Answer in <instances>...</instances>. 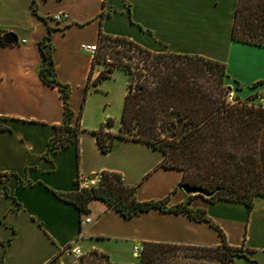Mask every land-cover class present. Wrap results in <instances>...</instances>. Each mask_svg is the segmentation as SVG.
<instances>
[{
    "label": "crops",
    "instance_id": "obj_1",
    "mask_svg": "<svg viewBox=\"0 0 264 264\" xmlns=\"http://www.w3.org/2000/svg\"><path fill=\"white\" fill-rule=\"evenodd\" d=\"M235 2L0 0V37L7 31L17 37L15 42L0 44V264H45L76 239L80 226L85 233L75 243L81 250L96 249L108 258L126 247L141 248L145 240L196 245L222 242L208 221L183 212L151 208L124 218L103 200L92 198L84 214L54 192L76 191L78 172L106 171L133 186L139 200L168 195L167 205H174L187 198L180 186L175 189L180 171L160 166L162 154L149 144L116 137L105 153L100 151L92 131L103 125L109 112L100 105L93 120L87 116L92 93L107 77L93 82L100 68L81 46L97 43L102 33L128 38L153 52L222 61L225 84L234 97L252 100L264 92V81L253 85L264 78V47L230 38ZM58 10H65L68 17L51 20L49 15ZM48 29L54 73L68 87L69 124L77 125L78 132L77 144L69 143L45 158L47 141L63 117L58 88L37 74L42 58L37 41ZM102 105L106 106L103 101ZM103 128L112 133L118 130L112 125ZM189 206L204 210L227 245L264 250V198L251 209L242 202H210L200 196L192 197ZM85 216L90 222L81 225ZM79 239L89 244L86 250Z\"/></svg>",
    "mask_w": 264,
    "mask_h": 264
},
{
    "label": "trees",
    "instance_id": "obj_2",
    "mask_svg": "<svg viewBox=\"0 0 264 264\" xmlns=\"http://www.w3.org/2000/svg\"><path fill=\"white\" fill-rule=\"evenodd\" d=\"M50 36L48 29L37 41L42 56L37 74L43 82L58 88L63 117L47 141L45 158L69 143L77 144L78 132L77 125L69 124L68 87L54 73ZM230 38L264 47V0H236ZM105 42H120L123 48L110 53L111 67L100 69L93 82L109 77L113 68H119L126 75V90L117 132L104 130L103 127L112 125L109 117L92 131L100 151L105 153L116 137L143 141L161 152L160 166L180 171L175 189L187 184L199 191L187 194L184 201L174 205H167L168 195L157 200H139L134 187L125 185L118 174L102 171L98 186L54 192L55 195L84 214L92 198L103 200L124 218L151 208L183 212L189 218L208 221L221 235L222 242L196 245L145 240L134 263L111 261L104 252L90 249L71 264H196L192 258L232 264L236 256L256 262L246 253L251 249L227 245L223 233L204 210L190 207L189 202L200 196L210 202H242L251 209L256 196L264 198V108L240 99L234 103L226 101L229 87L225 84L227 73L222 61L196 54L153 52L128 38L99 33L93 63L103 57L99 48ZM0 44H6L2 37ZM262 81L264 78L253 85ZM187 248L193 253H187Z\"/></svg>",
    "mask_w": 264,
    "mask_h": 264
},
{
    "label": "rangeland",
    "instance_id": "obj_3",
    "mask_svg": "<svg viewBox=\"0 0 264 264\" xmlns=\"http://www.w3.org/2000/svg\"><path fill=\"white\" fill-rule=\"evenodd\" d=\"M107 43V42H105ZM104 43V44H105ZM122 44H120V42H118L117 45L115 44H110L107 43L106 45H102L99 49L103 54V57H101V59L96 63V66L99 67L100 69H105V68H109L111 67V65H109V61L111 60L112 57H110V53L114 52V49H119L121 50L123 48V46H121ZM105 57V59H104ZM126 88V75L123 72V70L119 69V68H113V70L111 71V74L109 77L103 79L101 81V83L98 85V90L95 91L94 93H92V96L89 99V103L90 104V110H89V116H87L88 119L93 120V118L91 117L94 112L98 109V106H100L99 108H104L106 111L109 112V115H107V117H110L112 120V126L113 127H118L119 125V116H120V112H121V107H122V100H123V95H124V91ZM264 94V92H263ZM263 94H259V96H255L252 100L249 99L250 97H244L243 99H245L246 102L251 101V102H258L259 98L263 97ZM236 98V97H235ZM239 98V97H237ZM102 101L103 103H105L106 106L102 105ZM168 176H172V173H169ZM139 195L141 196L142 194L140 193V191L138 192ZM262 199V197L260 196H256V198H254V204H258L259 201ZM81 247L86 250L88 247V243L85 240H80L78 242ZM110 245V244H107ZM64 249V248H63ZM90 249L86 250V251H82L84 253H87ZM131 250L132 247H126L123 251V253L118 254V256H114L112 258H109L111 261H115V262H121V263H134L137 261L136 255H131ZM185 251L187 253H193V251L190 248L185 249ZM253 252V251H252ZM249 256L252 255V258H254L256 260V262H251L250 260L245 259L242 256H236L234 257V260L232 262V264H264V250H257L254 251L252 254L251 252H246ZM77 257L73 256L71 253L69 252H64V250L61 251V253L56 256L55 258H53L52 260H50L49 262H47L46 264H71V262L73 260H75ZM190 260V259H189ZM193 260L192 262H195L196 264H219V263H215L214 260L213 261H204L202 259H191Z\"/></svg>",
    "mask_w": 264,
    "mask_h": 264
},
{
    "label": "built area",
    "instance_id": "obj_4",
    "mask_svg": "<svg viewBox=\"0 0 264 264\" xmlns=\"http://www.w3.org/2000/svg\"><path fill=\"white\" fill-rule=\"evenodd\" d=\"M67 17H68V13L65 10H58L56 12H52L49 15V18L53 21L63 20V19H66ZM81 48L83 50L87 51L91 57H93V55L97 52V49H98L97 43H86V44H83L81 46ZM225 99L229 103H234L237 101V99L234 97L232 89L229 88L225 92ZM240 100L245 101V99H240ZM247 103H248V105H253L255 107L264 108V96L262 98H259L258 102L256 101L253 103L251 101H248ZM101 180H102V173L101 172H96L92 175L85 174L83 172H78L76 177H75V185L77 187V190H80V189L98 186V184L100 183ZM88 222H90V217L85 216L83 218V220L81 221V225H82V223L84 224V223H88ZM84 233H85V229L82 226H80L79 230L77 232L76 239L83 237ZM76 239L73 240L67 246H65L63 250L66 253L69 252L73 256L78 257L83 252H82L81 248L75 243ZM140 249L141 248H139L137 245H134L132 247V251H133L134 255L138 256L140 253Z\"/></svg>",
    "mask_w": 264,
    "mask_h": 264
},
{
    "label": "water",
    "instance_id": "obj_5",
    "mask_svg": "<svg viewBox=\"0 0 264 264\" xmlns=\"http://www.w3.org/2000/svg\"><path fill=\"white\" fill-rule=\"evenodd\" d=\"M16 40H17V37L12 31H7L3 35V41L7 44L15 42ZM180 187L182 188V190H184L186 194H189V193L194 194L199 191V189L188 186L187 184H182Z\"/></svg>",
    "mask_w": 264,
    "mask_h": 264
}]
</instances>
